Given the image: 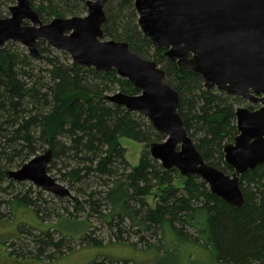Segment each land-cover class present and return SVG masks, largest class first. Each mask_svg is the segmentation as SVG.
Instances as JSON below:
<instances>
[{
  "label": "trees",
  "instance_id": "trees-1",
  "mask_svg": "<svg viewBox=\"0 0 264 264\" xmlns=\"http://www.w3.org/2000/svg\"><path fill=\"white\" fill-rule=\"evenodd\" d=\"M15 1L0 0V18ZM86 1L30 0L43 23L54 17L84 15ZM104 12L103 37L125 41L139 56L162 63L165 82L178 92V113L188 136L208 164L231 174L233 169L223 160L222 142L233 141L237 134L235 110L242 98L204 88L198 75L180 70L164 57L162 48H153L138 28L134 0H106ZM37 49L39 56L34 57L16 42L0 47V216L2 207L13 201L32 207L42 222L54 217L56 223L33 238L36 256L44 254L46 247L60 253L66 240L101 244L102 239L93 238L89 230L95 215L115 241H124L128 231L142 242L141 233L155 234L166 224L179 237L189 226L219 262L264 264V163L239 176L244 195L241 207L210 193L198 176H183V188H175L174 168L163 169L148 150L150 143L164 136L150 123H142L136 113L105 99L116 91L136 94L130 82L114 69L101 72L74 63L44 40H38ZM121 137L144 144L138 165H129ZM47 149L51 150L47 171L56 169L59 179L76 192L74 199L54 196L63 206L50 211L37 206L39 200L46 202L41 190L35 198L29 190L15 193L14 186L23 183L6 177L7 170L19 168ZM90 179H97L104 188L88 190ZM153 189L160 196L151 207L145 197ZM79 214L83 219L76 220ZM62 218L83 224L82 231L75 236L54 228ZM53 232H59L60 238L53 240ZM128 263L103 258L90 264Z\"/></svg>",
  "mask_w": 264,
  "mask_h": 264
},
{
  "label": "water",
  "instance_id": "water-1",
  "mask_svg": "<svg viewBox=\"0 0 264 264\" xmlns=\"http://www.w3.org/2000/svg\"><path fill=\"white\" fill-rule=\"evenodd\" d=\"M106 0H87L82 16L54 17L43 23L30 0H16L0 18V47L12 41L38 57V40L69 54L71 61L97 71L114 69L136 94L116 91L110 103L145 116L163 141L148 146L165 170L198 176L209 192L232 207L244 204L239 176L264 163V0H134L137 25L153 48L180 70L198 75L206 89L238 96L255 109L235 110L237 134L222 147L231 174L208 164L188 136L178 113L179 95L165 82V71L132 51L125 41L103 39ZM51 150L6 171L56 197L74 199L68 187L47 171Z\"/></svg>",
  "mask_w": 264,
  "mask_h": 264
},
{
  "label": "rangeland",
  "instance_id": "rangeland-1",
  "mask_svg": "<svg viewBox=\"0 0 264 264\" xmlns=\"http://www.w3.org/2000/svg\"><path fill=\"white\" fill-rule=\"evenodd\" d=\"M8 15L9 12L6 10L4 17ZM103 39L109 38L103 37ZM21 46L26 50L23 45ZM54 50L55 53H59V50ZM66 55L70 58L69 54L66 53ZM145 58L155 60L151 56H146ZM39 64L43 65L42 62ZM159 66L163 68L162 63H159ZM238 106L252 110L257 108L259 104L253 105L242 98ZM138 116L142 123H150L145 116L136 113V117ZM118 140L121 146L125 148V158L129 165H138L140 155L145 147L144 144L129 138L121 137ZM224 144H226V141L222 142V145ZM49 174L59 183L68 187L65 181L59 179L56 169H51ZM172 176V185L181 190L184 186V177L175 168ZM89 181L92 183L88 187V190H101L104 188L102 185H99L97 179H90L88 183ZM21 183L23 184L14 186L16 188L15 193L20 192L23 194L29 190V196L35 198L37 196L36 192L41 190L28 181H22ZM41 191V196L46 202L43 203L39 200L37 206L47 211L63 206V203L59 202L54 195L43 190ZM70 191L73 196H76L74 190ZM159 196L157 190L153 189L145 197V200L149 206L154 207ZM6 197H10V195H6ZM2 212L4 214L0 216V264H90L103 258L128 260V264H227L214 259L210 248L202 244L203 242L196 240V232L192 227H184L181 232L182 236L178 237L173 234L171 227L166 224L155 234H151V231L145 234L141 233V236H143L142 242L138 241L139 237L137 235L126 231L122 236L123 240L126 239L119 242L110 236L108 229L95 215L89 220L91 224L89 230L93 238L102 239L101 244L81 245L78 239L72 240L73 242L66 240L68 244H66L65 249L60 253H55L51 247H46L44 254L36 256L33 238L40 234V230H48V225L56 223L54 217L52 215L49 216L50 218L46 217L49 219L42 222L36 216L32 207L22 203H14L13 201L9 205L5 204L3 206ZM75 218L76 220H80L83 219V216L79 214ZM54 228H59L64 232L68 231L76 236V234L82 231L83 224H77L70 219L62 218L54 225ZM58 238H60L59 232H53L52 239L56 240ZM50 253L53 254V257L47 259V255Z\"/></svg>",
  "mask_w": 264,
  "mask_h": 264
}]
</instances>
